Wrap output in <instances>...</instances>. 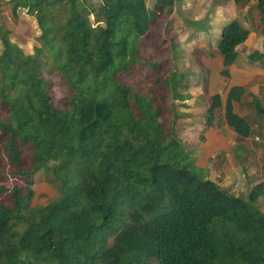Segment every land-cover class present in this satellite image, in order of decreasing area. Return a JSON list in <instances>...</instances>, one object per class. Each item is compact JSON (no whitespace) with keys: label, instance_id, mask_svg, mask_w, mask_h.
Segmentation results:
<instances>
[{"label":"trees","instance_id":"1","mask_svg":"<svg viewBox=\"0 0 264 264\" xmlns=\"http://www.w3.org/2000/svg\"><path fill=\"white\" fill-rule=\"evenodd\" d=\"M9 3L15 18L20 7L36 16L72 95L68 109L54 107L41 75L45 48L27 54L0 29V264H264V210L257 206L264 183L248 198L230 193L191 158L171 106L192 98L179 90L191 89L186 74L173 70L150 88L136 81L137 65L158 64L142 58L144 39L176 0H156L154 8L147 0ZM257 7L264 19V0ZM248 35L237 19L222 28L223 75ZM132 70L134 83L124 76ZM244 93L230 89L225 115L248 137L252 126L233 107ZM222 106L217 93L206 128ZM43 169L59 195L32 206L33 177Z\"/></svg>","mask_w":264,"mask_h":264},{"label":"rangeland","instance_id":"2","mask_svg":"<svg viewBox=\"0 0 264 264\" xmlns=\"http://www.w3.org/2000/svg\"><path fill=\"white\" fill-rule=\"evenodd\" d=\"M7 1L0 0L1 31L9 30L10 39L22 47L27 54L34 53L36 47L45 48L41 59V75L48 82V91L53 106L61 111L68 109L71 105L72 90L52 62V53L41 39L42 30L36 16L31 15L26 7H20L18 9L19 17L15 18ZM155 2L156 0H147L150 8H154ZM92 3L97 7L100 0H92ZM225 10L223 2L220 0H176L173 13L169 16L160 13L152 25L150 33L144 39L142 58L146 62H157V66L155 67L151 63L140 64L135 67L138 71L132 70L125 73L124 76L128 82L134 83L135 78L132 73L137 71L139 77L136 81L143 80V85L150 88L154 80L170 75L173 70L186 74L185 84H189L191 89L180 87L179 90L183 95L191 93L192 98L186 102L174 100V106L171 104L174 116H176L177 136L192 152L191 158L198 166L204 169L206 163L208 166L209 164L212 166L213 172L216 173V179L223 181L221 185L223 189L248 198L251 190L257 184L264 182V172H260V169L257 172L259 163L254 166L255 169L254 167L248 169L249 157L237 160L238 157L232 153L233 159L240 161L238 169L235 170L228 162L226 163L224 153L221 154L219 150L214 155H206L208 142L206 143L205 113L212 102V96L207 91L206 59L217 52L220 53L219 40L222 28L237 19L233 13L227 15ZM90 21L93 26L97 25L95 14H91ZM3 49L4 44L0 39V54ZM174 53L179 56L178 59ZM164 86L161 84L160 94L165 91ZM214 125L215 128L210 133L209 142H213L215 136L223 133L221 130L225 127L223 113L217 114ZM3 140L4 135L0 130V142ZM3 168L10 181L16 178L9 165ZM255 170L256 172L253 173ZM223 172H228L231 179L236 177V183L231 184V182L224 181ZM208 177L210 178L209 173ZM33 178L35 196L31 203L32 206L47 204L59 195V185L48 171L43 169ZM20 183L23 185L22 182ZM6 197L11 201L9 195L6 194ZM257 204L264 210V193L259 196Z\"/></svg>","mask_w":264,"mask_h":264},{"label":"crops","instance_id":"3","mask_svg":"<svg viewBox=\"0 0 264 264\" xmlns=\"http://www.w3.org/2000/svg\"><path fill=\"white\" fill-rule=\"evenodd\" d=\"M9 1L7 2L11 7ZM220 1L223 2L227 15L233 13L237 20L249 30V35L245 42L237 46L236 59L228 67L229 76L222 74V70L225 68L224 55L217 52L206 59L208 94L213 98L215 94L220 93L223 99V106L217 109L212 125L206 129V143L208 142L206 155H214L219 150L221 154L224 153L226 163L228 162L235 170L240 165V161L237 160H241L242 157L245 159L248 156L247 168L251 169L259 163L257 172L259 169L260 172H264V65L261 64L264 59V19L257 7L258 0ZM252 55H257L258 59ZM234 86L245 89V93L239 100H233V107L234 111L246 118L252 126V133L248 137L239 136L227 124L225 106L228 93ZM258 100L262 109L257 106L256 101ZM219 113L224 115L225 127L221 129L223 133H219L213 142H209L210 133L215 128V119ZM232 153L238 157L237 160L233 159ZM206 168L209 169L210 178L222 185L223 181L216 179V173L213 172L212 166L210 164L208 166L206 163ZM255 172L256 170L253 171V173ZM223 174L224 181L231 182V184L236 183V177L231 179L228 172H223Z\"/></svg>","mask_w":264,"mask_h":264},{"label":"water","instance_id":"4","mask_svg":"<svg viewBox=\"0 0 264 264\" xmlns=\"http://www.w3.org/2000/svg\"><path fill=\"white\" fill-rule=\"evenodd\" d=\"M263 47H264V43H263ZM261 64L264 65V59L261 61Z\"/></svg>","mask_w":264,"mask_h":264}]
</instances>
